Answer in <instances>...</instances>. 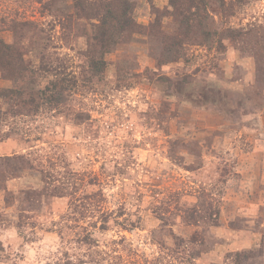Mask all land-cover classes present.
<instances>
[{"label": "rangeland", "instance_id": "obj_1", "mask_svg": "<svg viewBox=\"0 0 264 264\" xmlns=\"http://www.w3.org/2000/svg\"><path fill=\"white\" fill-rule=\"evenodd\" d=\"M1 42L0 264H264V0H0Z\"/></svg>", "mask_w": 264, "mask_h": 264}, {"label": "trees", "instance_id": "obj_2", "mask_svg": "<svg viewBox=\"0 0 264 264\" xmlns=\"http://www.w3.org/2000/svg\"><path fill=\"white\" fill-rule=\"evenodd\" d=\"M135 26V24L131 23V28H133ZM136 31V30H134ZM0 48H1V53H3V60L7 59L6 61H1L0 59V71L3 72L5 65H10L12 63L11 60H8V56L10 55L11 51H9L10 49V45L5 44L3 42H1L0 44ZM19 62H16V70L12 71L11 75H6L4 72V79L9 80L10 82H12L14 85L12 87H5L2 88L0 90V98L5 99L7 96H13V97H21L24 94L29 95L28 97H32L31 96V89L29 86H27V84H29V82H31V80H27V77L24 75L25 73V68L22 67L20 61L22 60L20 58V56L17 58ZM102 60H99L97 62L94 63V68H97L100 66V64L102 65ZM42 67H40L39 69H41ZM44 68V66H43ZM5 71V70H4ZM54 89H59L60 86L57 84H54ZM27 89H29L30 91H28ZM34 95H37V97H40V94L42 93V90L40 88H38L37 90L34 91V89L32 90ZM31 102L33 103L34 98H30ZM61 98L56 96L55 100H60ZM233 256V264H242L243 261L245 260V254L243 253H234L231 254Z\"/></svg>", "mask_w": 264, "mask_h": 264}]
</instances>
